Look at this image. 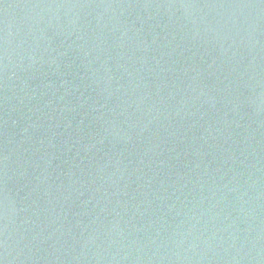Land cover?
I'll use <instances>...</instances> for the list:
<instances>
[{
	"label": "water",
	"instance_id": "obj_1",
	"mask_svg": "<svg viewBox=\"0 0 264 264\" xmlns=\"http://www.w3.org/2000/svg\"><path fill=\"white\" fill-rule=\"evenodd\" d=\"M2 264H264V0H0Z\"/></svg>",
	"mask_w": 264,
	"mask_h": 264
},
{
	"label": "snow or ice",
	"instance_id": "obj_2",
	"mask_svg": "<svg viewBox=\"0 0 264 264\" xmlns=\"http://www.w3.org/2000/svg\"><path fill=\"white\" fill-rule=\"evenodd\" d=\"M0 264H2V262H0Z\"/></svg>",
	"mask_w": 264,
	"mask_h": 264
}]
</instances>
